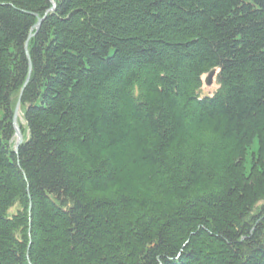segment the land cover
<instances>
[{"label": "trees", "instance_id": "1", "mask_svg": "<svg viewBox=\"0 0 264 264\" xmlns=\"http://www.w3.org/2000/svg\"><path fill=\"white\" fill-rule=\"evenodd\" d=\"M0 264H264V0H0Z\"/></svg>", "mask_w": 264, "mask_h": 264}, {"label": "water", "instance_id": "2", "mask_svg": "<svg viewBox=\"0 0 264 264\" xmlns=\"http://www.w3.org/2000/svg\"><path fill=\"white\" fill-rule=\"evenodd\" d=\"M42 22V19H39L38 20V23L36 25V28H39L40 24ZM26 50H27V45H26ZM28 55V54H27ZM30 74H31V66H30V69H29V77H30ZM216 72L215 71H212L208 77L206 78L205 80V84L207 86H211L212 83H213V79H214V76H215ZM29 77L23 87V90L21 92V95H20V98L18 100V103L16 105V108H15V111H14V115H13V127H14V130H15V138H16V145H15V148H14V153L17 154L18 153V150H19V147L23 144L24 142V138H23V134L21 132V128L18 124V118H19V110H20V105H21V98H22V94H23V91L25 89V87L27 86L28 84V81H29Z\"/></svg>", "mask_w": 264, "mask_h": 264}, {"label": "rangeland", "instance_id": "3", "mask_svg": "<svg viewBox=\"0 0 264 264\" xmlns=\"http://www.w3.org/2000/svg\"><path fill=\"white\" fill-rule=\"evenodd\" d=\"M215 88H216V86L214 84H212L211 86H205L204 91H205V93H212ZM18 121L21 123V126L22 127H25L26 126V122L24 120L23 113L21 112V106H20V110H19V118H18ZM19 122H18V124H19ZM14 212H15V209L11 210V214H14Z\"/></svg>", "mask_w": 264, "mask_h": 264}]
</instances>
